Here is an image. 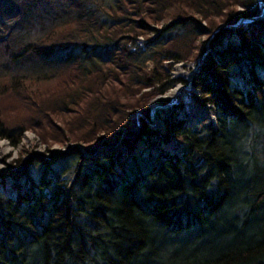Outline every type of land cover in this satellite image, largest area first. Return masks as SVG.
Segmentation results:
<instances>
[{
    "label": "trees",
    "instance_id": "1",
    "mask_svg": "<svg viewBox=\"0 0 264 264\" xmlns=\"http://www.w3.org/2000/svg\"><path fill=\"white\" fill-rule=\"evenodd\" d=\"M26 131L0 264H264V0H0V140Z\"/></svg>",
    "mask_w": 264,
    "mask_h": 264
},
{
    "label": "rangeland",
    "instance_id": "2",
    "mask_svg": "<svg viewBox=\"0 0 264 264\" xmlns=\"http://www.w3.org/2000/svg\"><path fill=\"white\" fill-rule=\"evenodd\" d=\"M48 21L47 18L43 20V22ZM46 25L48 22H45ZM40 27V26H39ZM39 34L40 31L38 30V24H35L30 30V35L34 36L35 34ZM195 66L193 63L183 64V63H176L172 66L171 69V76L174 78L179 77L183 79V82L176 83L171 89H169L163 96L162 99H166L168 105H173L178 101L186 102L187 104L189 101L187 100L186 96L190 94L191 87V79L195 71ZM180 70V71H179ZM177 88H180L178 92L173 95V91ZM159 98L149 103L152 112L155 114V111L160 107ZM189 110V120L190 121H198V117H201V112H198L197 117H195L191 110L190 106L188 105ZM152 123L156 125L159 122L156 121V118L152 115ZM161 126V125H160ZM26 149L28 151H36L38 153H45L46 147L42 144L37 142V138L34 133L30 131H26L23 133L21 142L17 146H12L8 140L2 139L0 140V170L4 166L5 163H10L16 156L19 154L20 150Z\"/></svg>",
    "mask_w": 264,
    "mask_h": 264
},
{
    "label": "bare ground",
    "instance_id": "3",
    "mask_svg": "<svg viewBox=\"0 0 264 264\" xmlns=\"http://www.w3.org/2000/svg\"><path fill=\"white\" fill-rule=\"evenodd\" d=\"M180 71V70H179ZM180 88H177V89H175L174 91H173V95L176 93V92H178V90H179ZM191 90V89H190Z\"/></svg>",
    "mask_w": 264,
    "mask_h": 264
}]
</instances>
